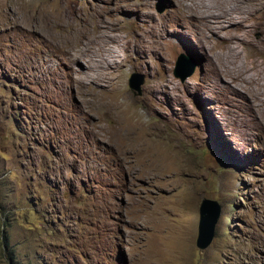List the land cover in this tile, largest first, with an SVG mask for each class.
<instances>
[{
    "label": "rangeland",
    "instance_id": "rangeland-1",
    "mask_svg": "<svg viewBox=\"0 0 264 264\" xmlns=\"http://www.w3.org/2000/svg\"><path fill=\"white\" fill-rule=\"evenodd\" d=\"M256 61L264 0H0V264H264Z\"/></svg>",
    "mask_w": 264,
    "mask_h": 264
},
{
    "label": "water",
    "instance_id": "water-1",
    "mask_svg": "<svg viewBox=\"0 0 264 264\" xmlns=\"http://www.w3.org/2000/svg\"><path fill=\"white\" fill-rule=\"evenodd\" d=\"M186 60L187 59L184 55H180L177 60V70L175 75L181 81H184L186 78L191 76L194 73L196 67L195 64H191L187 67L186 62L188 60ZM143 83V76H140L137 73L131 74L128 79V86L132 90L134 95H141V86L143 85ZM219 215L220 207L215 200L203 199L201 201L199 206V221L196 238L197 248L203 250L210 245L214 237V228L218 221Z\"/></svg>",
    "mask_w": 264,
    "mask_h": 264
},
{
    "label": "bare ground",
    "instance_id": "bare-ground-1",
    "mask_svg": "<svg viewBox=\"0 0 264 264\" xmlns=\"http://www.w3.org/2000/svg\"><path fill=\"white\" fill-rule=\"evenodd\" d=\"M226 1V0H225ZM243 2V0H242ZM239 6V5H238ZM231 8V11L229 9H223L220 11V14L218 17H214L213 14L211 13L210 15V18L207 19L209 21V23L207 24H228L230 27L232 26V24H236L237 25V29L239 28V24H241L242 22L239 20V15L244 13L246 10L243 9V10H240L238 11L237 9V5H234ZM69 26L71 28H73V32L76 36H73L71 35L76 41H77V44L79 45L81 40L83 39V37L85 36V34L87 33L88 31V27L86 30H82L80 28H78L75 24H73L71 21L69 23ZM241 27V26H240ZM72 38L68 39V40H71ZM65 53L67 55H70V56H73L77 59V62H83V60H85L90 66H92V64L94 63V59L92 58V56L90 55H87L86 53H84L82 50L80 49H77V48H74V49H67L65 50ZM256 66L257 68L256 69V72L255 74L257 75H260L263 77L264 79V67L261 66L262 63L260 62H257L256 61ZM254 65V64H253ZM252 65V66H253ZM255 67V65L253 66ZM254 69V68H253ZM252 70V69H251ZM253 71V70H252ZM81 74V72H80ZM264 81V80H263ZM84 82L83 78H79L78 80H76L73 84H72V88L73 87H78L80 88L82 83Z\"/></svg>",
    "mask_w": 264,
    "mask_h": 264
},
{
    "label": "trees",
    "instance_id": "trees-1",
    "mask_svg": "<svg viewBox=\"0 0 264 264\" xmlns=\"http://www.w3.org/2000/svg\"><path fill=\"white\" fill-rule=\"evenodd\" d=\"M4 233V232H3ZM3 241H4V245H6V242H5V236L3 235Z\"/></svg>",
    "mask_w": 264,
    "mask_h": 264
}]
</instances>
